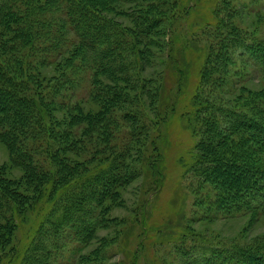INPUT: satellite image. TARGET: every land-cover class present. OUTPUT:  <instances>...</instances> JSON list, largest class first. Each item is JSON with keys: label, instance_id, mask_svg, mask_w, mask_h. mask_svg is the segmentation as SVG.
<instances>
[{"label": "rangeland", "instance_id": "374dc122", "mask_svg": "<svg viewBox=\"0 0 264 264\" xmlns=\"http://www.w3.org/2000/svg\"><path fill=\"white\" fill-rule=\"evenodd\" d=\"M26 1L0 0V8L12 7L17 13H23L18 17L23 19L19 21V28H24L26 23L31 33L37 35L39 45L36 43L35 50L25 49L21 44L22 34L9 23L2 25L0 62L13 58L23 60L24 75H28L31 67L39 73L42 94H52L59 84L61 88L56 87L59 99L79 107L83 113L89 112V129L84 127L82 131L77 126L72 129L77 140L70 152L63 150L67 147L51 138L46 129L35 139L26 137L23 145L33 149L30 166H37L39 173L55 172V161L63 157L78 164L75 166L81 178L85 174L95 175L111 162L121 174L115 193L103 198L100 209L89 214L96 225L89 243L79 246L71 240L69 230L60 228L58 245L44 244V249L53 252L46 258L47 264H183L186 259L180 250L193 243L237 245L247 249L262 247L264 210L219 209L213 203L215 193L211 184L193 177L190 168L201 154L198 145L203 137L207 138L203 130L208 124L217 128V141L226 140V148L233 143L242 148L247 161L264 164V151L250 150L238 135L220 134L219 129L223 128L220 110L213 113L212 119L203 110L192 113L194 97L198 98L199 109L210 104L215 111L231 108L253 117H256L253 109L264 106L263 71L256 68L248 54L224 47L223 43L231 35L229 27H236L241 36L249 39L264 40V0H162L165 7L161 0H111L103 13L125 30L128 46L124 52L122 48L115 50L112 58L103 64H96V57L91 53L88 60L85 54L70 57L66 49L51 56L37 51V46L44 49L46 40L57 34V29L43 25H57L60 14L57 5L45 6L46 0ZM150 13L161 16L162 20L147 39L134 37L139 22L137 15ZM222 17L226 25L218 33L214 20ZM33 21H41L42 26L29 24ZM8 41L14 44L6 50L4 44ZM167 53L176 59L177 72L168 70ZM81 58L88 60L89 67L79 64ZM101 89L118 92L127 102L122 97L106 102L101 98ZM126 110L138 115L141 122L123 121L119 114ZM50 114L61 128L53 129L56 134L70 124L66 110L56 109ZM97 117L103 122L102 131L95 128L100 124L92 122ZM136 127L142 132L135 130ZM53 156L56 159L52 160ZM149 158L159 160L156 183L144 169V162ZM245 175L246 171L239 174ZM28 178L0 139V200L5 203L0 221L10 220L14 209L20 210L11 239L0 243V264L22 263L23 256L27 257L35 244L37 230L45 231L48 227L44 226L43 230L39 227V212L45 215L49 202L42 200L36 208L30 206L37 195ZM81 178L70 182L72 188L86 182ZM90 186L99 187L92 184L87 188ZM255 190L264 193L259 183L250 192ZM65 195H57L56 209L64 208Z\"/></svg>", "mask_w": 264, "mask_h": 264}, {"label": "trees", "instance_id": "16d2710c", "mask_svg": "<svg viewBox=\"0 0 264 264\" xmlns=\"http://www.w3.org/2000/svg\"><path fill=\"white\" fill-rule=\"evenodd\" d=\"M109 1L111 0H46L45 6H58L60 17H57V25H43L46 28L53 27L57 29V34L52 39L46 40L47 45L44 49H40L37 46V51L51 56L50 54L57 55L66 49V51L69 50V53H71L70 57L85 54L88 55V60L89 53H91L96 57V64H103L108 59H111L115 50L119 48H122L124 52L128 46L125 30L117 26L103 13L107 9ZM120 1L135 2L139 0ZM26 2L28 3L29 0ZM160 3L165 7L162 0ZM22 14L17 13L15 8H3L1 6L0 26L9 23L12 29H16V32L21 33L24 37V42H21L22 46L29 51L35 50L36 43L39 42L38 37L36 38L37 35L31 33L26 23L24 28H19L21 26L19 21L23 19L18 17ZM137 16L139 22L134 37L140 38V40L147 39L153 33L158 22L162 20L161 16L152 15L151 13L138 14ZM15 19L18 24H16ZM223 19L222 17L217 19V21L214 20L213 26H215L218 33L226 25ZM218 21L219 25L216 26L215 24ZM37 22L33 21L29 24H41V21L40 23ZM235 28L229 27L231 35H228L227 39L223 40L224 47L240 49L242 53L248 54L254 61L256 68L264 73V40H253L241 36L239 30ZM12 44H14V41L5 43L6 50H9L8 45ZM167 54L170 62L168 63V70L177 72L176 59L171 53ZM88 60L81 58L78 62L82 66L85 64L86 67H89ZM23 64L25 65L23 60H17V58L0 62V139L11 151L13 161L23 167L26 174L29 175L30 178L27 179V182H33L37 197L35 202L30 203V206L36 208L38 202L42 200L49 202L45 215L43 212H39V227L42 230L44 226L48 227L45 231L40 232V229L37 230V235L33 239L35 244L31 247L27 257L23 256L20 264H47L46 258L53 252L44 249V244L58 245L61 239L60 228L65 227L66 230H69L73 236L71 240L78 243L79 246L84 247L89 243V239L94 236L96 231L95 222L91 221L93 219L92 216L89 219V214L93 210L100 209L103 198H109L115 193V186L120 182L121 174L111 162L102 170L97 171L95 175H83L82 177L85 178L83 179L80 176L81 173L76 170L75 164L77 166L78 164L70 163L67 160L66 162L63 157L55 161V163L53 161L54 165L56 164L57 166V171L55 172L39 173L38 171L40 170L37 169V166L34 168L30 166L33 162V149L23 145V140L26 137L35 139L46 129L51 138L56 139L58 142L61 141L67 147L63 150L70 152L77 140L73 135L72 129L76 126L82 131L84 127L89 129V112L83 113L79 107L69 106L68 101L59 99V95L56 92V87L61 88L59 84H56L52 94H42L40 91L39 73L31 67L27 71L28 75H24L22 71ZM66 80L68 84L70 82L69 78L66 77ZM178 86L177 88H179ZM102 92L101 98L106 102H114L119 97H122L118 96V92L109 89H103ZM122 99L123 102H127L125 97H122ZM193 99L192 106L194 111L192 113L199 114V111L203 110V112L206 111L205 116L212 119L214 117L213 113L217 114L220 110V113H222L221 125H223V128L219 129L221 130L220 134L223 132L234 137L238 135L246 142L245 144L247 145L245 146L249 147L250 150L253 148L258 153L264 151V106L262 108L260 106L261 109L254 108V116L256 117H253L231 108H218V111H215L210 104L202 105L201 109H199L196 102L198 98L194 97ZM61 108L66 110L70 124H66V127L63 128L64 131L56 134L53 129L61 130V128L50 113ZM207 111L212 114L207 113ZM119 116L123 121L141 122L138 115L128 110L121 112ZM97 118V121L92 122L100 124L99 127L95 128L102 131L104 125L100 118L103 117ZM137 129L142 132L141 129L136 127L135 130ZM203 131L207 138L203 137L199 142L198 147L201 154L196 156L193 166L190 168L193 177H198L202 182L211 184L215 193L213 203L221 210L256 212V210L260 209L263 211L264 193L261 190L250 191L258 183L264 188V164L247 161L242 153V148L236 147L233 143L226 148V140L223 138L217 141L215 132L219 131L213 124H208ZM252 133L260 137V139L254 138ZM100 135L103 137L102 134ZM106 135L108 136V132ZM215 142H217L216 145H214ZM53 159L56 158L53 156ZM158 162L159 160L154 158H149L144 162V169L149 173L151 179L153 178L152 181L154 183L157 182L156 178L160 174ZM224 166L232 169L222 170ZM236 168L238 171L235 173ZM243 171H246L247 175L245 177L239 176ZM80 178L86 180V182L72 188L73 185L70 182L74 181V179L80 180ZM104 180H107L108 183H105ZM76 182H73V184H76ZM92 184L99 187L90 186V188H87L88 185ZM74 190H77V192ZM59 193L62 195L66 193L63 199L65 205L62 210L56 209V200ZM4 209L5 203L0 200V215H2ZM19 215L20 210L14 209L10 220L0 221L1 244L11 239L12 230L16 226V216ZM52 233L53 237L51 238ZM180 252L186 259L183 264H264V245L259 248L247 249L237 245L207 246L206 244L198 245L193 243L189 246H183ZM195 257L196 259H191Z\"/></svg>", "mask_w": 264, "mask_h": 264}]
</instances>
